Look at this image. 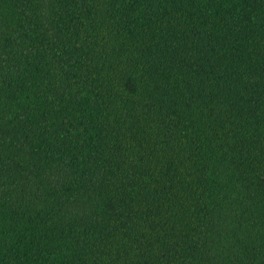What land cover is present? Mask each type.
<instances>
[{
  "label": "trees",
  "instance_id": "16d2710c",
  "mask_svg": "<svg viewBox=\"0 0 264 264\" xmlns=\"http://www.w3.org/2000/svg\"><path fill=\"white\" fill-rule=\"evenodd\" d=\"M0 264H264V0H0Z\"/></svg>",
  "mask_w": 264,
  "mask_h": 264
}]
</instances>
